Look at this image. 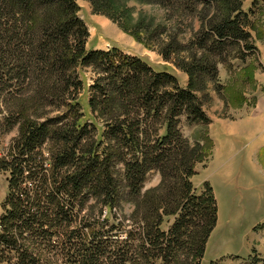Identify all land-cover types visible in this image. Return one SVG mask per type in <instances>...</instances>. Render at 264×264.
<instances>
[{"label": "trees", "instance_id": "1", "mask_svg": "<svg viewBox=\"0 0 264 264\" xmlns=\"http://www.w3.org/2000/svg\"><path fill=\"white\" fill-rule=\"evenodd\" d=\"M88 1L94 13L118 19L120 2L129 0ZM136 1L163 10L169 25L158 32L164 39L157 49L188 76L185 87L115 48L87 51L76 0H0V102L5 123L19 125L9 154L0 155V171L11 172L0 263L199 264L204 255L217 205L208 182L192 191L203 153L180 134V117L209 122L201 104L218 83L216 60L255 51L252 17L262 0L247 10L246 0ZM87 67L96 78L84 104ZM93 118L104 120L105 130L93 121L96 135L88 137L84 123ZM152 172L160 181L143 190ZM122 202L133 208L129 217ZM116 208L121 219L108 226ZM105 210L102 224L88 220ZM75 212L87 219L71 229Z\"/></svg>", "mask_w": 264, "mask_h": 264}, {"label": "rangeland", "instance_id": "2", "mask_svg": "<svg viewBox=\"0 0 264 264\" xmlns=\"http://www.w3.org/2000/svg\"><path fill=\"white\" fill-rule=\"evenodd\" d=\"M249 1L247 0L244 8H247ZM76 3L79 6V17L86 24L89 33L85 44L87 51H108L115 48L121 55L139 59L156 72H167L175 76L181 87L187 85L188 76L172 62L165 61L158 52L157 45L164 39V36H159L158 32L169 25L161 8L136 0H129L126 4L120 2L117 10L118 19H113L106 14L94 13L88 0H76ZM259 5L258 13L252 17L255 30L251 32L252 41H250L253 46L255 44V51L246 54L244 59L230 55L223 61L216 60L218 83L208 86V100L201 104L209 122L189 124L185 116L180 117V134L191 146L194 142H198L203 153V161L194 166L195 175L191 178L192 191L195 194L201 193L203 184L208 182L217 205L216 224L208 237L199 264H264V150L259 153L249 152L253 146L250 143L252 138L258 142L254 143V147L258 150H260L259 144L264 143V100L259 101L260 97H264V2L261 1ZM195 26L198 28L199 23L196 22ZM247 65L253 68L244 69ZM234 66L236 68H233ZM81 72L85 76L86 85L80 90L79 96H82L85 104L90 94L87 89L94 83L96 75L90 67ZM60 111L56 110L50 115H56ZM7 115L5 104L1 101L0 155L2 156L9 154L19 128L18 124L12 127L5 123ZM243 118H251V124L245 125ZM93 121L98 128L105 130V121L101 118L87 119L84 124H88L87 130L90 133L93 131ZM226 125L236 126L241 133L245 132L246 128H250L255 133L254 136L250 135L249 140L246 136L233 139L231 135L224 134L225 128L230 131V127ZM256 127L260 130L257 131ZM94 132L88 133V137L92 135L95 137ZM86 138L87 136L84 135L81 141L84 142ZM106 147V144L100 147V154ZM226 151L228 152L225 153ZM43 152L46 158L44 163L50 167L49 148L45 147ZM10 177V171H0V217L3 215L2 206L9 192ZM159 181V173H150L143 190L155 187ZM86 203L90 205L94 204V201L89 199ZM121 204H123L122 213L129 217L133 208L124 202ZM103 213V216L99 215L88 220L92 222L98 220V223L102 224L103 219H106V210ZM74 215L75 223L72 224L71 229H75L78 223L81 224L87 219L83 213L81 215L75 212ZM176 218L174 216L166 218L163 230H168ZM120 219V212L116 208L107 225L111 226ZM103 224L105 226V222ZM11 255L14 257L13 253ZM12 262L14 259L11 260Z\"/></svg>", "mask_w": 264, "mask_h": 264}, {"label": "crops", "instance_id": "3", "mask_svg": "<svg viewBox=\"0 0 264 264\" xmlns=\"http://www.w3.org/2000/svg\"><path fill=\"white\" fill-rule=\"evenodd\" d=\"M250 1H252V0H250ZM250 1H249V3L247 4L248 6H247V8H244L245 10H247L249 7H250ZM263 2H264V0H262ZM246 2H247V0L245 1V4H246ZM244 4V5H245ZM258 13V12H257ZM257 43V42H256ZM233 65V64H232ZM255 67V66H254ZM233 68H236L235 66L233 67ZM252 69V68H250V65H247L244 69ZM259 86V85H258ZM262 100H264V97H260L259 98V101H262ZM242 109V108H241ZM243 122H245V125L246 124H251V122H252V120H251V118H248V119H246V118H243ZM256 123H258V121L256 122ZM227 127H230V131H231V133H230V131L228 130V129H224L223 130V132H224V134L225 135H231L232 136V138L234 139V137H239V136H242V137H244L245 138V136H246V139L247 140H249L250 139V135L251 136H254V133H255V131H251L250 130V128L248 129V128H246V131L245 132H243V133H241L240 132V130L238 129V128H236V126H231V125H226ZM257 128V127H256ZM260 129L259 128H257V131H259ZM229 139V138H228ZM264 142V141H263ZM250 143L251 144H253V146L251 147V149L252 150H250L249 152H256V153H259L260 151H262V149L264 150V143L263 144H259V149L260 150H258L257 148H255L254 147V143H258V142H255L254 141V138H252L251 140H250ZM251 144H248V145H251ZM258 150V151H257ZM228 151H226L225 153H227ZM263 153V152H262ZM249 154V153H248ZM224 156V155H223ZM223 156H221V157H223ZM250 163H251V161H250ZM257 169H258V167H257Z\"/></svg>", "mask_w": 264, "mask_h": 264}]
</instances>
